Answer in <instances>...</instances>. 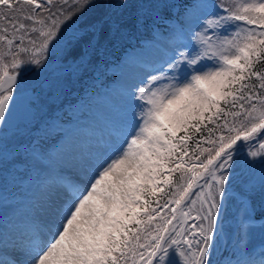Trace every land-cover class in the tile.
<instances>
[{
	"label": "snow or ice",
	"instance_id": "6c2138e0",
	"mask_svg": "<svg viewBox=\"0 0 264 264\" xmlns=\"http://www.w3.org/2000/svg\"><path fill=\"white\" fill-rule=\"evenodd\" d=\"M96 6L0 0V122L24 92L22 68L42 65L50 46L51 54L70 46L65 33ZM124 28L115 20L111 39H123ZM177 33L194 47L133 86L138 111L116 137L87 155L69 153L37 181L27 215L0 223V264H213L226 182L245 148L264 190V0H197ZM31 155L43 153L36 146ZM240 211L234 258L222 264H264V249L257 260L247 246L253 210L243 202Z\"/></svg>",
	"mask_w": 264,
	"mask_h": 264
},
{
	"label": "rangeland",
	"instance_id": "374dc122",
	"mask_svg": "<svg viewBox=\"0 0 264 264\" xmlns=\"http://www.w3.org/2000/svg\"><path fill=\"white\" fill-rule=\"evenodd\" d=\"M193 1L189 0L191 4L183 2L180 8L183 11L179 13L178 0H128V9L115 13L104 5L105 12L96 11L93 16L75 20L65 33V40L84 38L83 43L78 45L71 41L70 46L61 45L52 54L50 46L42 65L22 68L21 87L24 91L34 90L36 95L29 102L32 118L11 130L0 131V223H12L27 215L37 181L59 166L69 153L87 155L115 138L128 124L133 113L138 111L128 96L133 86L157 74L156 69L166 66L178 50L188 51L194 47L189 33H177L179 21L191 9ZM137 18L139 23H136ZM117 19L125 25L124 38L114 41L109 33ZM180 37L187 38L191 46L181 43ZM48 139L54 140L48 142ZM97 139L101 144L90 147L88 143ZM36 146L43 155L34 159L31 153ZM61 147L62 152L59 151ZM247 151L245 148L238 154L231 182H226L227 191L218 217L220 240L213 253V264H222L225 257L234 258L240 209L243 202L250 204L240 191L244 188L246 191L242 192L248 195L261 188V165L256 163L250 167L246 161L252 158ZM66 171L75 174L73 169ZM237 187L240 191L235 189ZM259 190L263 193L262 188ZM195 214L193 211L192 215ZM253 218L252 225L258 228L250 226L249 231L258 236L253 237V245L248 248L259 260L264 249L261 228L264 219L257 218L254 213Z\"/></svg>",
	"mask_w": 264,
	"mask_h": 264
},
{
	"label": "trees",
	"instance_id": "16d2710c",
	"mask_svg": "<svg viewBox=\"0 0 264 264\" xmlns=\"http://www.w3.org/2000/svg\"><path fill=\"white\" fill-rule=\"evenodd\" d=\"M70 2H71V0H70ZM95 2H96V5H97L96 6V10L94 8H91V9H89L90 11L89 10L86 11L85 13H83L82 15H80L79 18L76 19V20L84 19V18H86L88 16L89 17L90 16H93L96 11H98L99 14H100L101 11L103 10L102 9V6L103 7H104V5L106 6L108 0H95ZM183 2H184V4L185 3H189V0H178L177 3L180 5V6H178L179 7L178 13L180 11H183V10H181L182 9V6H183ZM212 2H216V0H212ZM189 4H191V2ZM175 18L178 19L179 16L176 15ZM71 37H74V35H71ZM84 40H85L84 38L77 39V41L75 40V38L71 39V41L73 42V44H77L78 43V45L81 44V43H83ZM112 77L114 78L115 76H112ZM117 81H118V79H117ZM208 126L211 127L212 125H208ZM202 128H203V126H202ZM177 135H182V133H178ZM200 135L201 134H199V133L196 134V135H194L193 138L191 140H189V144L191 146H194L196 140L200 139ZM203 135H205V136L207 135L206 130L203 132ZM202 146L203 147H206L207 145L206 144H202ZM190 155H191V153H190ZM186 167H187V165H186ZM172 176H173V179L174 180L179 181V173H173ZM235 189H237L238 191H240L239 190V187H237ZM259 189H261V188H259ZM259 189L257 191H255V192H248V195L253 200L252 207L254 209V212L257 214V216L262 217V216H264V190H261V191H263V193H262V192H260ZM242 191H246V190L243 188L240 192L243 193ZM158 195H162V194H158ZM164 199H167V197H165ZM160 202H161V204H163L164 200L161 199ZM249 233H250V236L248 237V245L247 246L250 247L252 245V242L254 241L253 240V237L256 236L257 234L255 232H253V231H249ZM253 233H254V235H253ZM263 238H264V236H263Z\"/></svg>",
	"mask_w": 264,
	"mask_h": 264
},
{
	"label": "water",
	"instance_id": "95a60500",
	"mask_svg": "<svg viewBox=\"0 0 264 264\" xmlns=\"http://www.w3.org/2000/svg\"><path fill=\"white\" fill-rule=\"evenodd\" d=\"M34 95V91H27L17 97V102L12 107L11 112L6 114V121L0 122V131L2 129H12L19 122H26L32 117L33 111L28 102Z\"/></svg>",
	"mask_w": 264,
	"mask_h": 264
},
{
	"label": "bare ground",
	"instance_id": "6f19581e",
	"mask_svg": "<svg viewBox=\"0 0 264 264\" xmlns=\"http://www.w3.org/2000/svg\"><path fill=\"white\" fill-rule=\"evenodd\" d=\"M88 144L90 145V147H92V146L97 145V144L100 145L101 141H100V139H97V141L94 140V141L89 142ZM85 149L87 150L88 148H85ZM81 154H83V152Z\"/></svg>",
	"mask_w": 264,
	"mask_h": 264
}]
</instances>
